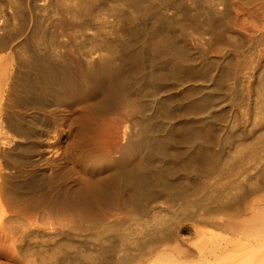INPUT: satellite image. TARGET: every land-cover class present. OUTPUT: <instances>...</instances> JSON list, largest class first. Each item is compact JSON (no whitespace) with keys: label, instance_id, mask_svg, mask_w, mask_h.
I'll return each mask as SVG.
<instances>
[{"label":"bare ground","instance_id":"bare-ground-1","mask_svg":"<svg viewBox=\"0 0 264 264\" xmlns=\"http://www.w3.org/2000/svg\"><path fill=\"white\" fill-rule=\"evenodd\" d=\"M229 1L41 0L34 10L26 0H0V264H264V47L250 58L254 79L244 80V92L240 49L217 62L190 46L226 41ZM239 1L245 11L252 3L243 18L263 43L264 0ZM170 9L201 10L202 19H170ZM137 84L148 87L149 103L131 93ZM37 104L54 118L68 114L69 126L17 109ZM224 105L244 107L262 127L248 137L215 119L190 124ZM103 119L108 140L98 133ZM140 147L148 167L156 156L162 164L132 170L128 150ZM58 153L71 155L74 170L86 165L84 185L50 183L48 162ZM15 159L30 177L16 176ZM44 191L61 211L24 204ZM158 201L168 208L152 209ZM181 230H191L193 243Z\"/></svg>","mask_w":264,"mask_h":264},{"label":"rangeland","instance_id":"rangeland-1","mask_svg":"<svg viewBox=\"0 0 264 264\" xmlns=\"http://www.w3.org/2000/svg\"><path fill=\"white\" fill-rule=\"evenodd\" d=\"M28 1H30V0H26V2L29 4L30 3V5H29V7L30 8H32V9H36L37 7H38V4L40 3V1L41 0H31V2H28ZM33 1V2H32ZM36 3H37V7H35V5H36ZM34 5V7L33 6H31V5ZM186 4H188V3H186ZM241 2L239 1V0H230L229 1V3H228V14H229V27L230 28H227V30H226V32H228V35H229V37H227V39H226V41L225 40H221V42L220 41H218V42H215V41H212L211 43H209L208 45H207V43L205 42L204 44L203 43H199V42H197L198 40L196 39V42L195 41H193L192 43H190V46L192 47V48H196V49H198L199 47V49L198 50H200V52H204L203 54L204 55H206L207 56V58L208 59H212V60H215V61H220V62H222V60H223V62L227 59H229L232 55H233V58L235 57L234 55L236 54V51H238V49H240L239 50V52H241V58H242V60L244 59V62H243V64L245 65H249L248 67L245 65L244 67L245 68H243V71H245L244 73H243V71H242V73L241 74H238L239 76H237V77H239L240 79L242 78V80H243V83L241 84V88H242V90L244 91V92H246V90H247V88H248V86L246 85V81H247V79L248 78H251V79H254V77L253 76H250V74L251 73H254L253 71H254V69H253V64L251 63V65L249 64L250 63V61H251V57L255 54V53H253L254 51H256V52H259L260 50H261V48H263L264 47V42L262 43V41H260V39H258L257 40V38H255V36L253 35V33L251 32V31H249L250 30V25H251V18L249 17V19L248 20H246L245 21V19L243 18L245 15L242 13V11L244 12L245 11V8H244V10H243V8L241 9V8H239L238 6H241ZM245 5L244 6H246L247 5V7H248V9L250 8L251 9V6H252V3H244ZM239 8V9H238ZM248 9H246V11H248ZM249 9V10H250ZM193 9H191L190 10V12H188V13H185V14H179V13H177L176 14V12H175V10L174 9H170V10H168V11H166V17L167 18H169L170 17V19L172 18V17H174V19H175V17H177L178 15H181V16H179V18H187L188 19V21L189 22H191V21H193V22H196L197 21V23L199 22V20L200 19H202V13H201V10L199 11V10H196V9H194L193 11H192ZM245 11V12H246ZM244 12V13H245ZM170 13V14H169ZM171 13H173V14H171ZM176 15H175V14ZM47 15V14H46ZM173 15V16H172ZM185 16V17H184ZM186 16H188V17H186ZM242 19H241V18ZM44 19H45V17H43ZM177 19H178V17H177ZM242 21H245V22H242ZM248 22H249V24H248ZM238 23H240V24H238ZM238 24V25H237ZM243 24V25H242ZM248 24V25H247ZM240 25V26H239ZM249 27H247V26ZM246 26V27H245ZM239 27H241V28H239ZM245 27V28H244ZM48 28H50V26L48 25ZM229 30V31H228ZM232 30V31H231ZM51 31H52V27H51ZM239 32V33H238ZM66 33H69V32H66ZM236 33V34H235ZM248 33H249V35H248ZM233 34H235V35H233ZM239 34V36H237ZM241 34V35H240ZM67 35H69V34H67ZM67 35H64V36H66L67 37ZM232 35V36H231ZM242 35H243V37H242ZM253 36V39H252V36ZM63 36V37H64ZM194 36H197L196 34H194ZM231 36V37H230ZM235 36H237V38H239L240 40H242V42H239V39H236L235 40ZM59 37H62V35H60ZM62 37V38H63ZM69 37V36H68ZM232 37H234V38H232ZM133 39H134V41H136V42H139L140 41V37L139 36H133ZM223 39H225V37L223 38ZM238 40V41H237ZM254 40V41H253ZM224 43H223V42ZM236 41V42H235ZM255 42V43H254ZM195 43V44H194ZM231 43H233V44H231ZM244 43V44H243ZM197 44V45H196ZM238 44V45H237ZM240 44V45H239ZM243 44V45H242ZM262 45V46H260V45ZM203 45V46H202ZM204 45H207L208 46V48H207V46H204ZM234 45V46H233ZM255 45V46H254ZM197 46V47H196ZM232 48H231V47ZM236 46H237V48H236ZM242 46V47H241ZM251 46V47H250ZM218 47H221L222 48V50L220 49V48H218ZM241 47V48H240ZM247 47V48H246ZM253 47H255V48H253ZM261 47V48H260ZM206 48V50H204ZM220 49L219 51H218V53H216L217 51H214L215 49L216 50H218V49ZM259 48V49H258ZM228 49V50H227ZM230 49V50H229ZM245 49V50H244ZM249 49V50H248ZM236 50V51H235ZM224 51H226V52H224ZM231 51V52H230ZM230 53H233V54H230ZM225 56H224V55ZM253 54V55H252ZM227 55V56H226ZM231 55V56H230ZM244 55H246V56H244ZM250 56V57H249ZM223 57V58H222ZM215 58H218L217 60L215 59ZM222 60H221V59ZM248 58H249V60H248ZM246 61V62H245ZM247 61H248V63H247ZM263 62V60L261 61V63ZM246 68H248V69H246ZM245 69V70H244ZM247 70V71H246ZM248 70H249V72H248ZM251 71V72H250ZM246 73V74H245ZM248 73V74H247ZM244 74V75H243ZM246 76V77H245ZM248 77V78H247ZM244 80H246V81H244ZM249 80V79H248ZM231 81V82H230ZM232 81H234V79H229L228 80V82H230L229 84H233V82ZM248 82V81H247ZM244 87H243V86ZM137 86H138V88H137ZM137 86L135 85V87L134 86H131V88H130V91H131V93L132 94H137L138 92V96L142 99V100H144V101H146L147 103H149L150 102V95H149V90H148V87L147 86H144V85H139V84H137ZM140 86V87H139ZM173 86H175V87H179L178 86V84L176 85V84H173ZM230 86V85H229ZM246 86V87H245ZM230 87H232V86H230ZM137 88V89H136ZM135 90L137 91L136 93H134L135 92ZM162 92V93H161ZM161 92H159L160 94H162L163 96H164V92L163 91H161ZM183 101H184V99H183ZM37 105H39V106H37ZM37 105H35L34 107L33 106H28V108H27V106H20V108H18L17 107V109L23 114V115H27V114H34L36 117H38V118H40L41 116H43V117H41V119H47V122H50V120H51V123L52 124H54L55 123V125L56 124H59L60 125V123H62V121L64 120L65 122H64V126H65V128H67L66 126H67V123H68V126H69V124H70V121L69 120H66L67 118L68 119H70V117H68L69 115L68 114H66L65 113V117L67 116V118H63V120H62V118L61 119H58V118H54L53 117V115H52V113L51 112H49L50 110H47L46 108H43V106L42 105H40V104H37ZM224 107V108H223ZM222 108H220V109H215V110H217V111H215V110H213V112H215L214 114H213V112L210 114V118L209 119H205L206 117L205 116H202V114H198L200 117H202L201 118V121H199L200 120V118H198L199 116H197V118H192V119H190V121H191V125L194 123V124H197V125H199L198 124V122L200 123V125H205V127L208 125L209 126V124L211 123V121L213 122V120H214V122L215 123H220L221 124V126L224 128V130L225 131H227L228 129V131L227 132H230V131H232V130H234V128H232V127H235V129L237 128V129H239V130H243V133H245V134H247V133H249V134H247V136L249 137V135L251 134L250 132H253L251 135H253V136H255V133L256 132H258V130H259V128H261L262 127V125L261 124H254L253 122H252V119L250 118V116L249 115H247L246 114V112H244V111H246V110H244L245 108L244 107H242L243 108V110H242V108H238V109H236V108H233L232 109V107H228V106H223ZM25 108V109H24ZM23 109V110H22ZM222 109V110H221ZM229 109H231V110H229ZM236 109V110H235ZM234 110V111H233ZM24 111H27V113L26 112H24ZM68 111V110H67ZM193 111H196L195 109L193 110ZM67 113H69V112H67ZM244 113V114H243ZM37 114V115H36ZM40 115V116H39ZM247 115V116H246ZM44 116H45V118H44ZM214 116V117H213ZM213 118V119H212ZM50 119V120H49ZM156 119H158V120H165V116L162 114V113H157L156 114ZM196 119V120H195ZM199 119V120H198ZM212 119V120H211ZM163 120V121H164ZM202 120H204L203 122L205 123V120L208 122H206L205 124L202 122ZM210 120V121H209ZM217 120V121H216ZM251 122H250V121ZM46 121V120H45ZM69 121V122H68ZM107 120H100L99 122H101V124L99 123L98 124V127L101 125V127H99L98 129V133H101V132H106L107 133V135H106V133H103L102 135H104V139L105 140H108L109 139V133L106 131V130H111L110 129V127H111V123L110 122H106ZM166 121V120H165ZM193 121V122H192ZM196 123H195V122ZM222 121V122H221ZM58 122V123H57ZM104 122V123H103ZM172 122L173 123H171L173 126H177V125H179V121H178V119L177 118H175V119H173L172 120ZM210 122V123H209ZM237 122V123H236ZM202 123V124H201ZM223 123V124H222ZM226 123V124H225ZM233 123L235 124V125H233ZM252 123H253V125H252ZM102 124L104 125V130H103V127H102ZM108 124H110V126L108 125ZM193 124V125H194ZM250 124H251V127H252V131L251 130H248V129H250L251 127H250ZM58 125V126H59ZM106 125H108V126H106ZM232 125V126H231ZM258 125V127H256ZM229 128H228V127ZM231 126V127H230ZM237 126V127H236ZM106 127H109V129H106ZM239 127V128H238ZM246 127H249V128H246ZM255 127H256V129H255ZM100 128H102V130L100 129ZM223 128H221V129H223ZM241 128V129H240ZM245 129V130H244ZM160 129H156V130H153L152 132H151V137L152 138H155L157 135H158V131H159ZM248 130V131H247ZM256 131V132H255ZM247 132V133H246ZM108 138V139H107ZM24 138H21V140L22 141H25V139L23 140ZM66 145L67 144H65L64 146H65V148H66ZM64 146L62 147V148H64ZM197 146H198V148H197ZM142 147H144V146H142ZM169 148H167V152H169V153H172V154H174L176 151H177V148L174 146V145H169L168 146ZM193 148H195L196 150L198 149H201V146L199 147V144L197 143V144H195V145H193L192 146ZM64 151H66V149L64 150ZM63 153V152H62ZM264 153V152H263ZM68 154H65V156H63V155H60L59 153H58V155L57 154H55V155H53V156H50V161L48 162L49 163V165H48V167L50 168V176H49V181H50V183L51 184H53V185H55V184H59V183H65V184H68V185H70V184H72V182H74V181H77V182H80V183H82L83 185H84V183L86 182V180H87V176H86V165H82V168H79L78 167V169L77 170H74V165L72 164V163H68L67 164V160L66 159H68L69 157H71V155L69 154L68 155V157H66ZM60 156V157H59ZM146 150H145V148H129V150H128V159H129V162H130V166H131V168H132V170H134V171H136V172H140V171H142V170H144L146 167H148L147 165H146ZM15 160H17V159H15ZM15 160H12V162L11 163H13V165H14V170H15V174H16V176L17 177H19V178H23V177H28L29 175L31 176V173L29 172V170H28V168H25V162H22L21 161V164H20V160L21 159H18L17 161H15ZM161 160H162V157H160V156H156L154 159H153V163L151 162V164H153L151 167H148V168H156L157 167V165L158 166H160L161 164H162V162H161ZM163 161V160H162ZM18 162V163H17ZM160 162H161V164H160ZM15 163H17V164H15ZM41 164V166H44V163H45V161L44 162H40ZM12 165V164H11ZM17 165V166H16ZM22 167H21V166ZM20 167V168H25V169H21L20 170V168H19V170H18V168L17 167ZM21 171V172H20ZM21 174H20V173ZM17 173L20 175V176H18L17 175ZM22 174H23V176H22ZM29 176V177H30ZM185 181H186V179H185ZM55 183V184H54ZM263 192V190L260 192L259 191V193H262ZM89 193H87V195H88ZM52 200H53V198L51 197V195H50V193L48 192V191H44V192H39L38 194H36V195H31V196H29L28 198H26L25 200H24V204H27L29 207H31V204L33 205V206H35L38 202H40L42 205H44L45 207H47V208H55L57 211H61V207H60V205H55V206H53L52 205ZM88 201H90V199H87ZM91 201H92V199H91ZM34 203H36V204H34ZM170 204H171V202H170ZM99 206V205H98ZM167 206H169V202H164V201H158V202H156V203H153V205L151 204V208L152 209H167L168 207ZM167 207V208H166ZM105 209V207L103 208V207H101V206H99V207H97V209H95V210H100V211H105L104 210ZM107 209V208H106ZM30 211H32V209L30 210ZM151 214V212H148V213H146V217L147 216H149ZM139 217H142V216H139ZM25 220H27V221H31V219H29V217H28V215H25V218L22 220V222H24V223H27V221L25 222ZM21 221V220H20ZM20 221H13L12 223H14V222H16L15 224H17L18 222L19 223H22V222H20ZM191 222H193L194 224H197L199 227H204V228H206V229H209V226L206 224V223H204V222H200L199 220H191L190 221V223ZM33 223V222H32ZM128 223V222H127ZM188 222L187 221H185V222H183V224H187ZM183 224H180V229H181V226L183 225ZM32 227H33V225H31ZM28 231H31V229H28ZM188 231V230H187ZM187 231H185V230H181V234H182V236H183V239H186V241L188 242V243H193V240H192V237H190V235H191V230L189 231V233H187ZM34 240H36V241H34ZM40 241V239L38 238H32V240H31V242H37V241ZM164 247V246H163ZM162 246L161 247H158V249H155V251H154V253H152V255H155L156 254V252L159 250V249H162L163 248Z\"/></svg>","mask_w":264,"mask_h":264}]
</instances>
